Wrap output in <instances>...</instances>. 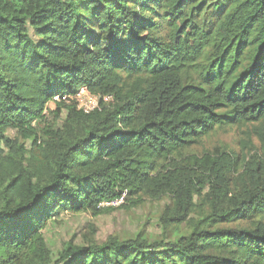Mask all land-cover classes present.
Segmentation results:
<instances>
[{"label": "trees", "instance_id": "1", "mask_svg": "<svg viewBox=\"0 0 264 264\" xmlns=\"http://www.w3.org/2000/svg\"><path fill=\"white\" fill-rule=\"evenodd\" d=\"M250 124L258 148L184 154ZM163 196L169 238L45 242L63 210ZM0 264H264V0H0Z\"/></svg>", "mask_w": 264, "mask_h": 264}, {"label": "rangeland", "instance_id": "2", "mask_svg": "<svg viewBox=\"0 0 264 264\" xmlns=\"http://www.w3.org/2000/svg\"><path fill=\"white\" fill-rule=\"evenodd\" d=\"M207 5L203 12L195 16V20L200 24L208 23L213 17V6L210 5V2H207ZM104 101H108V99ZM54 109V103H48L45 111L46 119L49 124L59 127L64 113L62 112L59 117H55L52 113ZM255 127L254 124L221 126L202 138L197 144L192 145L184 154L201 155L205 150H212L216 147L238 150L243 139L249 141L248 146L258 148L260 143L254 132ZM169 203L170 200L167 196L158 200L146 198L142 204L130 210L117 207L95 216L85 212L74 214L63 210L47 223L43 235L53 255L61 251L63 245L68 241L74 245L82 246L89 242L102 243L112 236L117 238L131 237L137 232L151 240H158L164 236L169 238L173 227L164 229L160 220L164 207ZM195 203L197 204L196 213L191 214L192 217H195L201 210L200 199L195 198ZM119 204L116 202L113 205L118 206ZM246 223L241 222L239 225L245 226ZM183 229L184 226L182 225L180 230Z\"/></svg>", "mask_w": 264, "mask_h": 264}, {"label": "built area", "instance_id": "3", "mask_svg": "<svg viewBox=\"0 0 264 264\" xmlns=\"http://www.w3.org/2000/svg\"><path fill=\"white\" fill-rule=\"evenodd\" d=\"M108 99V97H103V100ZM75 103L77 109L83 111L84 113H88L99 106V97L97 95L89 93L86 89H80L76 94H75ZM121 203L122 198L111 202V203H106L105 205H113L114 203Z\"/></svg>", "mask_w": 264, "mask_h": 264}]
</instances>
